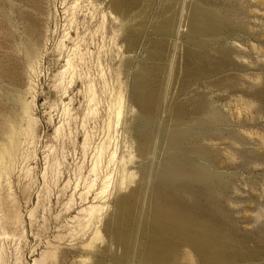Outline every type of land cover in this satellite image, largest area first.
<instances>
[{"label": "rangeland", "instance_id": "obj_1", "mask_svg": "<svg viewBox=\"0 0 264 264\" xmlns=\"http://www.w3.org/2000/svg\"><path fill=\"white\" fill-rule=\"evenodd\" d=\"M0 152V264H264V0H0ZM170 188L220 261L154 229Z\"/></svg>", "mask_w": 264, "mask_h": 264}, {"label": "bare ground", "instance_id": "obj_2", "mask_svg": "<svg viewBox=\"0 0 264 264\" xmlns=\"http://www.w3.org/2000/svg\"><path fill=\"white\" fill-rule=\"evenodd\" d=\"M203 25L205 26V24ZM36 30V24L31 22L28 34L34 36ZM25 51L27 54L33 52L30 43L26 44ZM176 140L177 138L175 142ZM171 174L173 179H188V181H193L201 175L200 172L187 169L182 165H174ZM177 192V189L170 188L158 196L154 207V229L157 232L167 234L172 240L184 239L185 241L195 243L210 263L220 261L223 257V249L221 245H216L214 226L212 227L209 219L204 217L203 213L201 214L197 207H195L196 205L190 208L184 207L178 200ZM197 222H202V224L197 225ZM173 250V245L163 242L159 238L153 239L145 262L146 264H162L164 260L172 258Z\"/></svg>", "mask_w": 264, "mask_h": 264}]
</instances>
